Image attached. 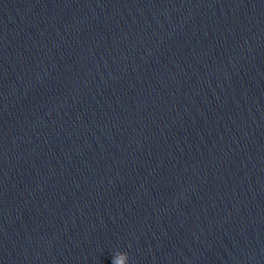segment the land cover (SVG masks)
Instances as JSON below:
<instances>
[{
    "label": "clouds",
    "instance_id": "9594fccd",
    "mask_svg": "<svg viewBox=\"0 0 264 264\" xmlns=\"http://www.w3.org/2000/svg\"><path fill=\"white\" fill-rule=\"evenodd\" d=\"M119 256L120 258V264H128V254L126 252L123 251H115L114 255H113V261L112 264H114V260L116 256Z\"/></svg>",
    "mask_w": 264,
    "mask_h": 264
}]
</instances>
